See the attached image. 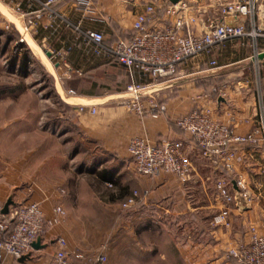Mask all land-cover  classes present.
<instances>
[{
	"label": "crops",
	"instance_id": "1",
	"mask_svg": "<svg viewBox=\"0 0 264 264\" xmlns=\"http://www.w3.org/2000/svg\"><path fill=\"white\" fill-rule=\"evenodd\" d=\"M91 1L94 11L85 20L87 26L104 29L110 44L118 37H130L140 3L134 5L117 0ZM163 1L165 4L171 3L169 0ZM184 1L190 3L192 0ZM227 1L230 0H203L200 4L205 13L201 15L212 20L221 19V6ZM258 4L259 15L253 20H247L248 29L255 26L256 29L264 30V0H258ZM63 8L74 20L82 15L75 9V12L72 11L73 8L66 4ZM172 20L161 9L150 27H163ZM195 29L197 32L203 30L198 24ZM53 35L52 31H45L41 39L59 48L61 44L52 39ZM23 36L20 32L13 35L14 50L10 62L13 70L22 73L30 69L32 59L37 62L32 55L37 50L30 41L37 43L39 39L29 34ZM9 38L3 30L0 31V71L3 66L2 55L6 54L3 45L11 43ZM256 43L257 49L262 50V38L254 40L253 37H248L228 42L223 50L216 51L218 67L213 69H208L206 62L192 63L184 72L194 73L182 76L175 86L163 91L167 111L157 118L139 116L115 102L131 80L128 70L117 61L99 58L89 61L79 51H73L64 62V67L68 69L82 70L79 75L82 78L85 76L93 79L90 89L74 97L78 100L74 104L79 107V104L90 103L97 107L94 114L86 111L78 115V133L85 144L81 143L77 149L89 153L85 165L95 168L91 174V178L97 183L95 185L102 187L111 183V187L116 189L113 194H100L101 199L107 203L125 200L138 189L145 197L147 208H158V213L175 215L176 218L186 215V227L189 224H199L197 227L201 226L203 234L198 232L199 237L194 233L189 234L184 245L188 251L187 260L192 264H235V260L227 256V249L238 243H248L251 226L256 228L257 233L264 234L263 131L260 130L257 134L255 142L231 147L232 168L228 169L222 159L205 155L194 138L176 124L178 117L201 107L211 109L214 117L220 121L235 119L238 134L245 135L261 128L264 117V56L255 57ZM200 69L204 71H199ZM103 71L106 73L100 74ZM27 90L23 81L0 78V219L6 215L2 210L9 198L14 201L10 210L30 200L28 198H53L62 202L70 213L72 204L77 207L79 200L76 191L71 193L67 190L66 193L65 189L60 188L61 184L58 187L51 182V177L55 176V172L60 173V169L66 166L65 163L58 168L53 166L52 169L49 160H46L47 163L45 159L36 160L29 136L40 129L36 125L35 95ZM21 100H27L30 104L21 107ZM134 136L147 137L152 142L165 138L183 141L191 157L193 170L185 180L169 173L152 177L139 175L128 151L129 140ZM103 169L106 170V175L99 179L96 173ZM238 179L243 180L252 198H240L230 205L229 226L217 224L214 216L221 211L224 203L218 195L216 183L224 181L231 192H237ZM114 182L117 184L114 185ZM68 198L74 200H64ZM44 205V212L50 217L51 207ZM68 215L64 223L46 227L41 235L44 248H33L30 258L23 261L8 256L3 264H52L59 237L66 239L74 261L73 253L90 245L91 235L80 226L77 228L78 222L74 214ZM172 242L169 241V244L178 251V247ZM123 244L124 240L121 242ZM144 256L150 260L149 252L146 251ZM166 256L158 250V260H163Z\"/></svg>",
	"mask_w": 264,
	"mask_h": 264
},
{
	"label": "built area",
	"instance_id": "2",
	"mask_svg": "<svg viewBox=\"0 0 264 264\" xmlns=\"http://www.w3.org/2000/svg\"><path fill=\"white\" fill-rule=\"evenodd\" d=\"M1 1L12 5L19 14L23 30L18 27L17 30L22 36L29 34L40 39L45 31L53 32L52 39L60 43V47L46 41L42 44L51 59L59 58L66 62L73 51H79L89 61L99 58L115 60L123 65L131 75V80L115 102L142 117L157 118L167 111L163 91L175 86L182 76L194 73L184 72L192 63L206 62L207 68L213 69L218 67L216 51L223 50L228 42L248 37L264 40V30L256 29L255 26L248 29L246 25L248 19L253 20L259 15L258 0L227 1L221 6L222 18L217 20L201 15L205 13L200 4L203 0H192L190 3L181 0L177 4H165L163 0H117L134 5L140 3L141 7L135 14L133 35L129 38L118 37L112 44L108 43L104 29L85 24L87 16L94 11L91 0ZM65 4L82 15L76 20L72 19L63 8ZM161 9L173 20L163 27L151 28L156 13ZM196 24L203 28L201 32L196 31ZM255 50V57L264 53V47L262 50L257 49V43ZM69 70L82 74L80 69ZM78 110L80 113L89 111L94 114L97 107L79 104ZM233 120L220 121L214 117L211 109L196 107L178 117L176 124L194 138L205 155L222 159L225 167L230 169L233 156L231 147L255 142L260 130L264 133V117L260 129L256 128L245 135L236 132L237 122ZM128 151L141 175L169 173L185 180L193 170L191 157L181 140L165 138L152 142L147 137L134 136L129 140ZM236 183L239 188L237 192H231L224 181L216 183L218 195L224 203L221 211L214 216L217 224L229 226L230 205L240 198H252L242 179ZM136 198L137 193L133 192L124 201V206L134 204ZM65 217L66 210L62 205L54 207L50 217L46 216L43 207L37 202L15 206L0 219V264L8 256L20 258L30 253L32 242L43 234L46 227L64 223ZM57 243L52 264L107 263L108 257L102 252L92 255L74 252L73 261L66 239L59 237ZM227 256L233 258L235 264H264V234L257 233L256 228L251 226L250 241L230 247Z\"/></svg>",
	"mask_w": 264,
	"mask_h": 264
},
{
	"label": "rangeland",
	"instance_id": "3",
	"mask_svg": "<svg viewBox=\"0 0 264 264\" xmlns=\"http://www.w3.org/2000/svg\"><path fill=\"white\" fill-rule=\"evenodd\" d=\"M17 27L23 30L19 14L12 5L0 0V31L8 34L10 37L8 41L11 40L10 44L3 45L6 54L2 55L0 78L15 82L23 81L25 89L35 95L36 125L40 130L30 135L29 141L33 145L36 160H49L52 169L53 166L58 168L64 163L66 165L60 169V173H54L51 182L58 187L61 184L60 188L65 189L66 193L67 190L71 193L76 191L78 195L77 207L72 204L71 213L78 222L77 228L80 226L91 235L90 245L81 247L80 251L87 255L105 253L108 257L107 263L110 264H192L187 260L188 251L184 245L189 234L194 233L199 237L202 233L201 226L197 227L199 224H189L186 227V215L176 218L175 215L158 213V208H147L145 197L138 189L134 190L137 193L134 204L129 206L123 204L126 199L115 200L112 203L101 199L100 194H113L115 187H111V183L102 187L96 186L97 183L91 178L95 168L85 165L89 153L77 149L84 140L78 133L80 112L74 104L78 101L74 97L90 89L93 79L85 76L82 78L79 74L72 73L64 67V61L59 58L51 59L42 46L44 40L41 37L37 43L27 37L38 52L32 54L37 62L32 59L30 69L23 73L13 70L10 62L14 50L13 35L19 32ZM103 73L106 71L100 74ZM71 91L74 93H70ZM19 103L21 107L30 104L27 100H21ZM28 199L29 202H37L42 207L44 204L51 207L50 216L53 215L54 207L63 206L62 202L53 198ZM69 199L70 202L74 200L72 198L64 200ZM48 202L50 204H47ZM68 213L71 216V213L66 211L65 220L69 216ZM123 240L124 244L121 245ZM169 241H173L179 250L175 251ZM158 250L166 254V258L158 260ZM146 251L150 253V260L145 259Z\"/></svg>",
	"mask_w": 264,
	"mask_h": 264
},
{
	"label": "water",
	"instance_id": "4",
	"mask_svg": "<svg viewBox=\"0 0 264 264\" xmlns=\"http://www.w3.org/2000/svg\"><path fill=\"white\" fill-rule=\"evenodd\" d=\"M169 1H170L172 4H177V3L180 2L181 0H169ZM47 55H50V53L47 52ZM263 56H264V53H261V54L259 55V57H263ZM13 204H14V201H13L11 198H9L8 201L6 202V204L4 205L2 212H3L4 214L9 213V211H10V206L13 205ZM32 247H33L34 249H40V248H44V247H45V244L42 243V237H41V236H39L35 241L32 242ZM30 254H31V253H28V254H26V255H23L22 257L19 258V260H20V261H23V260H25V259H27V258H30Z\"/></svg>",
	"mask_w": 264,
	"mask_h": 264
},
{
	"label": "trees",
	"instance_id": "5",
	"mask_svg": "<svg viewBox=\"0 0 264 264\" xmlns=\"http://www.w3.org/2000/svg\"><path fill=\"white\" fill-rule=\"evenodd\" d=\"M133 32H134V30H132V33H131L130 37L133 35ZM93 86H95V84H94ZM96 175H97V177H99V179H102V177H104V176L106 175V170H105V169L100 170V171H98V172L96 173ZM113 184L116 185L117 183L114 182ZM131 195H132V193H130L126 198H128V197L131 196ZM126 198H125V199H126ZM4 216H5V215H4Z\"/></svg>",
	"mask_w": 264,
	"mask_h": 264
}]
</instances>
